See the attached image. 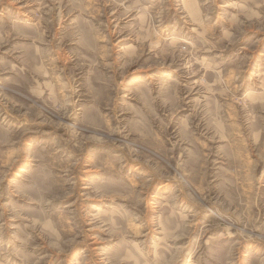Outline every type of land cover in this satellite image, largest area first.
Listing matches in <instances>:
<instances>
[{"label":"rangeland","instance_id":"obj_1","mask_svg":"<svg viewBox=\"0 0 264 264\" xmlns=\"http://www.w3.org/2000/svg\"><path fill=\"white\" fill-rule=\"evenodd\" d=\"M0 264H264V0H0Z\"/></svg>","mask_w":264,"mask_h":264}]
</instances>
